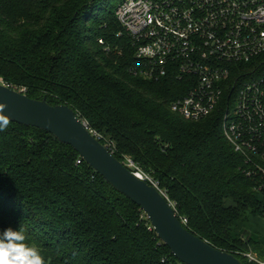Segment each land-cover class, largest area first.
<instances>
[{"label": "trees", "instance_id": "obj_1", "mask_svg": "<svg viewBox=\"0 0 264 264\" xmlns=\"http://www.w3.org/2000/svg\"><path fill=\"white\" fill-rule=\"evenodd\" d=\"M124 1L0 0V83L72 108L118 160L159 182L192 234L244 264L241 252L264 260V242L242 240L250 216L264 218V194L226 139L228 102L200 121L173 113L188 88L131 72L135 48L118 37ZM8 227H23L46 264H182L77 151L14 122L0 132V231Z\"/></svg>", "mask_w": 264, "mask_h": 264}, {"label": "built area", "instance_id": "obj_2", "mask_svg": "<svg viewBox=\"0 0 264 264\" xmlns=\"http://www.w3.org/2000/svg\"><path fill=\"white\" fill-rule=\"evenodd\" d=\"M116 16L123 29L118 37L126 35L135 48L131 72L155 81L172 77L188 88L171 103L173 113L200 121L228 102L226 139L244 159L256 192L264 194V0H126ZM123 163L160 190L133 159ZM239 255L248 264H264L254 252Z\"/></svg>", "mask_w": 264, "mask_h": 264}, {"label": "water", "instance_id": "obj_3", "mask_svg": "<svg viewBox=\"0 0 264 264\" xmlns=\"http://www.w3.org/2000/svg\"><path fill=\"white\" fill-rule=\"evenodd\" d=\"M0 103L10 121L52 134L71 146L118 192L137 204L148 216L159 239L182 264H244L233 254L216 249L186 229L174 204L159 189L138 179L66 105L52 106L46 100L30 99L0 83ZM246 231L242 240L248 243Z\"/></svg>", "mask_w": 264, "mask_h": 264}, {"label": "clouds", "instance_id": "obj_4", "mask_svg": "<svg viewBox=\"0 0 264 264\" xmlns=\"http://www.w3.org/2000/svg\"><path fill=\"white\" fill-rule=\"evenodd\" d=\"M6 105L0 103V132L6 131L11 121L4 114ZM23 227H8L0 231V264H46L40 249L27 242Z\"/></svg>", "mask_w": 264, "mask_h": 264}, {"label": "rangeland", "instance_id": "obj_5", "mask_svg": "<svg viewBox=\"0 0 264 264\" xmlns=\"http://www.w3.org/2000/svg\"><path fill=\"white\" fill-rule=\"evenodd\" d=\"M243 229L251 234V238L264 242V218L250 216L249 222L243 225Z\"/></svg>", "mask_w": 264, "mask_h": 264}]
</instances>
